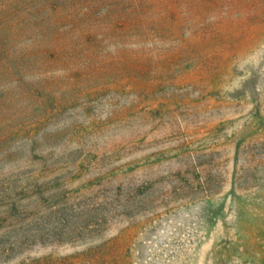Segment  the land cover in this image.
<instances>
[{
    "label": "rangeland",
    "instance_id": "374dc122",
    "mask_svg": "<svg viewBox=\"0 0 264 264\" xmlns=\"http://www.w3.org/2000/svg\"><path fill=\"white\" fill-rule=\"evenodd\" d=\"M0 264H264V0H0Z\"/></svg>",
    "mask_w": 264,
    "mask_h": 264
}]
</instances>
